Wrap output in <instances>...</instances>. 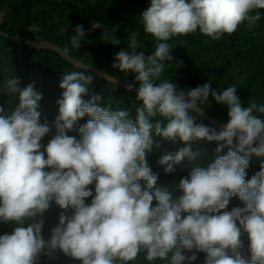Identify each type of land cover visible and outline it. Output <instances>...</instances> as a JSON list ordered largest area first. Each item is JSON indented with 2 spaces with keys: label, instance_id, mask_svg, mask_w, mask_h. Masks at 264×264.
Returning a JSON list of instances; mask_svg holds the SVG:
<instances>
[{
  "label": "clouds",
  "instance_id": "clouds-1",
  "mask_svg": "<svg viewBox=\"0 0 264 264\" xmlns=\"http://www.w3.org/2000/svg\"><path fill=\"white\" fill-rule=\"evenodd\" d=\"M260 9L264 0H150L137 23L155 39L154 52L146 57L137 51V29L111 65L134 75L124 84L141 102L134 119L128 109L101 106V94L83 99L94 79L85 68L62 75L51 124L40 122L42 94L34 82L20 87L19 78H7L3 91L18 99L10 113L0 105V223L13 225L0 234V264H40L42 256L54 261L57 253L79 264H193L200 253L203 264H264V159L246 179L251 158H264V118L258 115L264 104L242 106L236 85L178 90L162 78L165 62L174 61L172 38L199 31L219 40L246 20L249 26L260 20ZM118 27L91 23L112 45L121 43ZM28 30L41 31L36 25ZM85 35L76 25L71 47L78 50ZM209 95L227 109L219 130L198 122ZM52 128L55 135L42 144ZM73 131L79 138L68 134ZM153 134L186 145L157 160L165 174L197 158L192 141L216 142L215 153L227 151L206 168L194 165L180 178L182 195L174 199L147 160ZM233 197L242 206L227 210ZM53 206L57 223L45 237V213Z\"/></svg>",
  "mask_w": 264,
  "mask_h": 264
},
{
  "label": "trees",
  "instance_id": "trees-1",
  "mask_svg": "<svg viewBox=\"0 0 264 264\" xmlns=\"http://www.w3.org/2000/svg\"><path fill=\"white\" fill-rule=\"evenodd\" d=\"M149 3L150 0H0V13L3 15L0 26V105L4 107L5 112L10 113L18 99L3 91L4 81L13 76L19 78L20 87L34 82L35 90L42 94L38 109L41 112L40 122L43 123L47 119L51 124L58 114L56 101L61 98L63 91L59 87L62 75L81 71L52 50L34 49L10 37L23 40H48L67 49L80 61L100 68L120 80L130 82L134 78L132 73L125 74L112 68L111 65L115 53L127 48L128 35L137 29L140 30L138 39L141 44L137 51L143 52L146 57L154 52L155 39L150 34L144 33L142 25L137 23L139 13ZM258 11L260 20L251 26L246 20L234 33L224 34L219 40H213L199 31L188 36L172 38L168 42L173 46L174 61L165 62L162 78L174 82L178 90L192 89L209 82L212 90L217 91L236 85L242 106H247L249 103L264 104V9ZM93 21H99L109 29L119 25L115 35L120 38L121 43L112 45L102 41L100 39L102 29H91ZM78 24L83 25L86 35L77 50L71 47L70 36ZM30 25L38 26L41 31L30 32L28 30ZM64 27H67V32H62ZM177 60L182 63L176 64ZM92 75L94 79L89 85L90 92L84 95L83 99L88 100L92 93L101 94L104 97L99 101L101 106L110 104L113 109H128L131 111L130 118L134 119L135 107L141 103L135 99L136 93L126 91L101 77ZM202 108L216 119L227 122L226 106L217 104L211 95L208 103L202 105ZM258 115L264 118V114ZM87 119L85 116L77 123L83 124ZM198 122L207 124L199 117ZM68 134L79 138L75 131ZM54 135L55 128H52L41 143L46 145ZM152 139L151 151L147 152L148 163L154 172H159L158 184L167 186L174 199L182 195L177 187L180 178L188 175L194 165L206 168L217 155H223L227 151L224 149L217 154L214 152L216 142L192 141L191 149L199 153L197 158L194 161L185 158L181 164L176 165L174 173L165 174L162 167L157 166V160L164 154L175 153L186 145L179 138L172 141L153 134ZM262 159L264 158L255 156L251 158L246 170V179L259 170ZM90 187L94 189V185ZM235 206L242 205L233 197L227 210ZM58 211V207L53 206L45 213L43 233L45 237L49 235V229L57 223ZM12 227L10 223H0V234L10 232ZM245 247H247L246 238ZM56 255L58 258L54 261H48L42 256L40 264H79L78 261H72L60 253ZM203 258L204 254L200 253L193 264H203ZM136 264H144V262L141 259Z\"/></svg>",
  "mask_w": 264,
  "mask_h": 264
},
{
  "label": "water",
  "instance_id": "water-1",
  "mask_svg": "<svg viewBox=\"0 0 264 264\" xmlns=\"http://www.w3.org/2000/svg\"><path fill=\"white\" fill-rule=\"evenodd\" d=\"M3 21V15L2 13H0V26L2 24ZM13 40H16L17 42H21L24 45H28L31 48L34 49H49L52 50L54 52H56L57 54H59L64 60H66L68 63H70L71 65H73L74 67L83 70V68L89 70L92 74L101 77L111 83H113L110 79H112L111 77H107L105 74H109L107 72H105L104 70L97 68L95 66H92L90 64L84 63L82 61H80L79 59L73 57L68 51H65V49H63L62 47H60L59 45L50 42L48 40H30V39H25L23 40L22 38H14V37H10ZM88 66H92L91 69H88ZM110 75V74H109ZM112 76V75H111ZM115 80H119L120 81V86L121 88H124V84L126 83V81L120 80L114 76H112ZM114 84V83H113ZM116 85V84H115ZM125 89V88H124ZM130 92H135V90H131ZM202 120H204L207 124H210L212 126H214L216 129L219 130L220 126L222 124H224V122L216 119L215 117L209 115L208 113H206L203 110V116L199 117Z\"/></svg>",
  "mask_w": 264,
  "mask_h": 264
}]
</instances>
